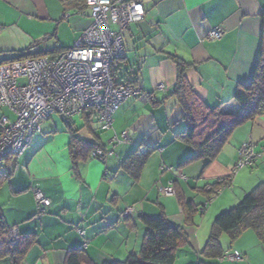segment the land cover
I'll return each instance as SVG.
<instances>
[{
    "label": "crops",
    "instance_id": "0c3cea01",
    "mask_svg": "<svg viewBox=\"0 0 264 264\" xmlns=\"http://www.w3.org/2000/svg\"><path fill=\"white\" fill-rule=\"evenodd\" d=\"M135 1L144 6V18L124 29V54L113 69L117 82H135L140 93L118 105L111 116V129H102L90 109L76 113L82 119L80 125L72 117L65 121L59 115L42 123L41 132L10 163L11 175L0 179V211L8 233L18 242L22 236H33V242L20 261L12 263L5 255L0 256V264H65L68 251L78 247L96 264L124 260L141 247L145 233L141 215H156L162 208L170 222L184 227L188 244L201 254L213 216L264 181V160L259 158L249 165L248 171H253L249 184L237 185L236 175L233 181L241 189L214 201L202 212L206 220L197 210L191 224L184 223L176 195L162 197L157 190V185L172 183L177 192L200 205L196 194L205 197L206 184L230 177L244 142L264 152L263 109L233 129L209 164L201 159L182 164L193 148L176 137L185 126L184 112L172 94L177 79L174 55L188 64L185 78L209 106L217 105L223 112L241 110L233 95L252 76L264 24V0ZM88 24L83 0H0V62L30 48L57 54L72 47ZM213 28L223 30L220 38L206 37ZM72 133L100 143L104 160L100 162L91 153L75 159L69 148ZM136 149L149 152L133 174L121 163ZM35 190L50 199L39 213ZM132 204L135 213L124 216ZM200 219L201 225L204 221L210 225L206 234L197 224ZM229 242L227 248L234 243L233 248L249 261L252 247H257L264 260L261 242L248 229Z\"/></svg>",
    "mask_w": 264,
    "mask_h": 264
},
{
    "label": "built area",
    "instance_id": "2783aa9c",
    "mask_svg": "<svg viewBox=\"0 0 264 264\" xmlns=\"http://www.w3.org/2000/svg\"><path fill=\"white\" fill-rule=\"evenodd\" d=\"M85 4L89 24L72 47L57 54L31 55L0 63V108L5 107L14 115L13 119L0 115V173L4 175L7 158L16 159L25 150L31 137L41 132L42 121L53 115L67 121L74 114L91 109L96 112L100 127L110 129L111 116L118 105L140 93L136 83L117 82L112 68L124 54V29L144 18V6L135 0H85ZM222 34L221 28H213L206 37L216 39ZM29 52L36 50L30 48ZM91 155L104 160L105 152L97 147ZM259 158L264 160V152H256L251 142H244L231 174ZM231 174L209 201L230 186ZM158 190L165 196L175 194L172 183L159 185ZM34 197L39 212L50 204V199L39 190L34 191ZM132 213L131 206L123 212L124 216ZM6 238L12 245L18 242L10 232ZM217 259L236 261L242 260L243 255L238 250H225Z\"/></svg>",
    "mask_w": 264,
    "mask_h": 264
},
{
    "label": "trees",
    "instance_id": "16d2710c",
    "mask_svg": "<svg viewBox=\"0 0 264 264\" xmlns=\"http://www.w3.org/2000/svg\"><path fill=\"white\" fill-rule=\"evenodd\" d=\"M83 1L85 4V0ZM31 55L42 54L39 52L31 54L28 49L19 56H9L0 63L14 61ZM172 57L177 66V79L172 94L183 109L185 124L183 131L178 132L176 137L190 144L193 148L191 155L182 164L187 161L201 159L203 164L207 165L219 153L236 126L248 119H252L264 109V24L259 52L250 82L245 85H238L233 95V98L239 103L241 108L238 113L223 112L217 105L214 107L209 106L196 94L193 86L186 80L184 69L188 64L179 57L174 55ZM112 74L114 76L113 68ZM131 83L135 84L132 81ZM97 147L101 148V144L85 141L75 133L71 134L69 148L75 159L81 154L83 157L86 156ZM137 150H134L121 163V167L132 171L133 174L135 170H138L143 165L149 152V149H146L138 154ZM12 161V158H7L5 164L7 171L5 175L0 173V179H7L11 175L10 163ZM225 180L226 176L204 186L203 193L207 198V203L210 195L224 184ZM207 186L210 187L207 188ZM173 187L175 189L174 195L177 197L184 216V223L191 224L193 214L198 210L199 204L192 199H187L183 194L176 191L174 185ZM205 207H203L202 211ZM141 221L145 225V233L140 249L130 252L124 260H107L100 264H175L178 249L188 244V235L184 227L170 222L163 208L156 215L142 214ZM7 228L0 211V256L9 255L11 262L16 263L20 261L28 245L33 242V236H22L18 243L9 245L4 238L8 234ZM247 229H251L264 246V181L257 183L235 205L221 211L214 217L208 237L200 252L205 259H199L195 264H215L206 258L217 259L223 251L231 248L224 249L222 247L220 235L227 233L232 241L242 231ZM65 264L96 263L84 252V248L78 247L68 251L65 257Z\"/></svg>",
    "mask_w": 264,
    "mask_h": 264
},
{
    "label": "rangeland",
    "instance_id": "374dc122",
    "mask_svg": "<svg viewBox=\"0 0 264 264\" xmlns=\"http://www.w3.org/2000/svg\"><path fill=\"white\" fill-rule=\"evenodd\" d=\"M122 103V102H121ZM120 103V104H121ZM2 112H4V114H6L7 116H9V118L10 119H13L14 118V116H13V114H11L8 110H7V108H5V107H1L0 108V114L2 113ZM72 120L73 121H75V123L76 124H78V125H80L81 123H82V119H81V117H80V115L79 114H75V115H73L72 116ZM45 121V120H44ZM44 121H42L41 122V126H42V123L44 122ZM96 121L93 123V125H95L96 126ZM111 129V128H110ZM100 160V159H99ZM103 160H101L100 162H102ZM248 170H251V168L249 167V166H247V165H245V166H243L242 168H240L236 173H235V175L233 176V179H232V185H231V183H230V186L229 187H227V188H224V189H222L215 197H213L212 198V200H210V201H208V203H207V198H206V196L204 197V196H202V195H198V194H196L197 196V199L198 200H200V205H199V207H198V211H197V213H198V216H201V215H203L204 213H202V212H204L205 210H207V208H209L210 207V205L214 202V201H217V199H219L224 193H227V192H232V191H234L235 189H238V188H240L241 189V187L242 186H244V185H246V184H249V182H250V177H249V175H250V173L252 172L253 173V171H248ZM249 172V173H248ZM254 174H256L255 172H254ZM236 175H238V179H237V185H240V186H236V183L233 181L234 180V178H235V176ZM191 181L193 182V183H197V181H194L193 179H191ZM201 186H203V184H201V185H198V187H200V188H202ZM251 188H249V190H250ZM157 190H158V185H157ZM192 190V189H191ZM248 190V191H249ZM193 191V190H192ZM188 193L190 192V190H188L187 191ZM158 195L159 196H162V197H172V196H165V195H163L159 190H158ZM244 196V194L239 198L240 200L242 199V197ZM237 200V201H240V200ZM236 201V202H237ZM204 203H207L206 204V207H205V209L202 211V209H203V204ZM133 205H135V204H132V205H130L131 207H133V214L135 213V210H134V206ZM136 209V208H135ZM221 211V210H220ZM223 211V210H222ZM220 213V212H219ZM124 215V214H123ZM129 215V214H128ZM217 215V214H216ZM204 216L205 215H203V218H204ZM208 217V216H207ZM215 216H213V218H214ZM212 218V219H213ZM197 220V219H196ZM205 220H206V216H205ZM202 221H203V219L201 220H199V222H197V224L198 225H200V227H201V230H204V233L206 234V232H207V229L210 227V225H208L207 223H206V221H204V223L201 225V223H202ZM211 224V223H210ZM142 228H143V225H142ZM249 230V232H251L252 234H253V236H255L256 237V235H255V233L251 230V229H248ZM248 234H250V233H248ZM220 241H221V243H222V245H223V247L225 248H227L228 247V245H229V241H231L230 240V237H229V235L227 234V233H222V235H221V237H220ZM232 241H234V240H232ZM233 243V242H232ZM234 243L231 245V248L229 249V250H235V248H233L234 246ZM259 246H261V252H264V246H263V244L262 243H260V245ZM251 252H252V258H251V260L249 261V259L248 258H246L245 257V255L243 254V259L242 260H237V261H224V262H219V261H217V260H212V262H215V263H218V264H242V262H243V264H264V260H263V258L261 257V255H260V251L258 250V248L257 247H252V249H251ZM264 254V253H263ZM198 257H200V258H204V256L202 255V254H199V253H197L196 252V250L191 246V245H189V244H187L186 246H183V247H181V248H179L178 249V251H177V256H176V261H175V264H195L196 263V261H197V258ZM199 258V259H200Z\"/></svg>",
    "mask_w": 264,
    "mask_h": 264
}]
</instances>
